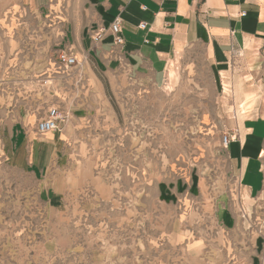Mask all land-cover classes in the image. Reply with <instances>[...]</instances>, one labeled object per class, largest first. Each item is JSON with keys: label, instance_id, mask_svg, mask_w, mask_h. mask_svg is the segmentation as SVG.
Here are the masks:
<instances>
[{"label": "rangeland", "instance_id": "1", "mask_svg": "<svg viewBox=\"0 0 264 264\" xmlns=\"http://www.w3.org/2000/svg\"><path fill=\"white\" fill-rule=\"evenodd\" d=\"M87 4L0 0V264H264V214L230 172V91L206 48L144 82L120 58L65 67ZM52 107L65 120L39 134ZM31 134L48 140L41 170Z\"/></svg>", "mask_w": 264, "mask_h": 264}, {"label": "crops", "instance_id": "2", "mask_svg": "<svg viewBox=\"0 0 264 264\" xmlns=\"http://www.w3.org/2000/svg\"><path fill=\"white\" fill-rule=\"evenodd\" d=\"M117 18L122 46L114 44L109 30ZM102 29L101 40L94 41ZM75 31L76 44L68 48L73 56L113 70L120 58L127 73L142 82L160 78L170 59L186 49L205 47L230 91L223 130L233 138L226 150L230 172L241 198L264 214V0H88L86 18ZM69 135L68 130L64 136ZM25 138L24 127L14 125L16 146ZM30 139L34 168L41 170L40 149L48 148V140L38 141L34 134ZM221 214L222 224L235 227L231 212Z\"/></svg>", "mask_w": 264, "mask_h": 264}, {"label": "built area", "instance_id": "3", "mask_svg": "<svg viewBox=\"0 0 264 264\" xmlns=\"http://www.w3.org/2000/svg\"><path fill=\"white\" fill-rule=\"evenodd\" d=\"M146 24L141 23L140 27L145 28ZM110 32L114 38V44L117 46L124 45V37L122 33V21L121 19L117 18L110 26ZM105 30H100L96 33L93 37L94 41H100L102 38L103 33ZM59 62L68 68H73L78 65V60L76 57L71 55L68 52H61L59 54ZM65 120V114L57 107H52L48 110L47 115L45 118L39 121L37 124V132L39 134H47L54 132L59 129L60 125ZM233 141V138L227 134L224 135L222 140V145L224 148H228L230 143Z\"/></svg>", "mask_w": 264, "mask_h": 264}]
</instances>
